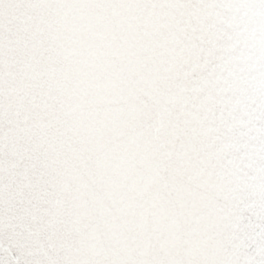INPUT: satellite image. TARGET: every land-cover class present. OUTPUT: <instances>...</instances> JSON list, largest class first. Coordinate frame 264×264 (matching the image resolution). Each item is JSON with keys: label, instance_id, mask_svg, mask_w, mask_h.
Masks as SVG:
<instances>
[{"label": "snow or ice", "instance_id": "obj_1", "mask_svg": "<svg viewBox=\"0 0 264 264\" xmlns=\"http://www.w3.org/2000/svg\"><path fill=\"white\" fill-rule=\"evenodd\" d=\"M0 264H264V0H0Z\"/></svg>", "mask_w": 264, "mask_h": 264}]
</instances>
